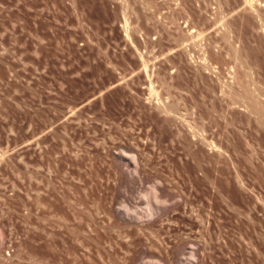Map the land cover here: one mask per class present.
<instances>
[{"label":"rangeland","instance_id":"374dc122","mask_svg":"<svg viewBox=\"0 0 264 264\" xmlns=\"http://www.w3.org/2000/svg\"><path fill=\"white\" fill-rule=\"evenodd\" d=\"M38 261L264 264V0H0V264Z\"/></svg>","mask_w":264,"mask_h":264},{"label":"bare ground","instance_id":"6f19581e","mask_svg":"<svg viewBox=\"0 0 264 264\" xmlns=\"http://www.w3.org/2000/svg\"><path fill=\"white\" fill-rule=\"evenodd\" d=\"M116 156V155H115ZM202 168V167H201ZM31 244H33V243H31ZM35 255V254H34ZM36 256H37V254H36ZM39 256V255H38ZM31 257V256H30ZM29 258V257H28ZM46 258V257H45ZM31 259V258H30ZM32 260H33V258H32ZM36 260V259H35ZM33 262H35V261H33ZM39 262V261H38ZM37 263V262H36ZM43 263V262H42ZM48 263V262H47ZM39 264H40V262H39ZM74 264H75V262H74Z\"/></svg>","mask_w":264,"mask_h":264}]
</instances>
